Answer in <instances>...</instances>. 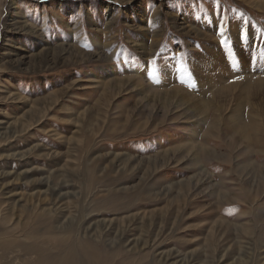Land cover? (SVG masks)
Wrapping results in <instances>:
<instances>
[{
	"label": "rangeland",
	"instance_id": "1",
	"mask_svg": "<svg viewBox=\"0 0 264 264\" xmlns=\"http://www.w3.org/2000/svg\"><path fill=\"white\" fill-rule=\"evenodd\" d=\"M263 87L264 0H0V264H264Z\"/></svg>",
	"mask_w": 264,
	"mask_h": 264
},
{
	"label": "bare ground",
	"instance_id": "2",
	"mask_svg": "<svg viewBox=\"0 0 264 264\" xmlns=\"http://www.w3.org/2000/svg\"><path fill=\"white\" fill-rule=\"evenodd\" d=\"M144 48V47H143ZM144 52H146V50L144 51ZM149 53V52H148ZM226 72V71H225ZM139 77V76H138ZM140 78V77H139ZM215 79V78H214ZM141 80V79H140ZM143 80V79H142ZM137 81L139 82V79H137ZM200 81V80H199ZM144 82V81H143ZM223 83V82H222ZM222 83H218V82H214V81H208L206 84L205 83H203V82H199L198 84H199V86L200 87H203L204 88V86H207V87H210V88H212V93L214 94V93H216L217 92V94H221L222 92L221 91H223L224 92V88L227 90V91H229V92H231L232 93V91H234V87L236 86V84H226L225 85V87H223L224 85H222ZM141 84V83H140ZM217 85H219V87H216ZM264 88V87H263ZM222 89V90H221ZM207 90V89H206ZM221 90V91H220ZM256 90V89H255ZM155 91V90H154ZM249 90H247V92H248ZM258 91V90H257ZM171 92V91H170ZM167 93V92H166ZM252 93V92H251ZM259 93H260V91H259ZM169 94V93H168ZM212 94V95H213ZM228 94V93H227ZM227 94H224V97L223 98H225V95H227ZM250 94V93H249ZM255 94V93H254ZM264 94V93H263ZM172 96V98L174 99V97H175V100H178V106L180 105V106H182V107H184V108H192V109H194V110H196L195 112H193V114H195V113H197V112H199L200 110H203V109H205V107H207L206 106V104H204V102H202V100L201 99H197V100H195L194 98H193V94L191 95L190 94V92H188L187 90H185V89H183V88H181V87H179V88H174L173 90H172V92H171V94H169V96ZM222 95H223V93H222ZM239 95V94H238ZM168 96V95H167ZM215 96V95H214ZM232 96H233V93H232ZM232 96H230L229 98H231ZM171 98V99H172ZM222 98V97H221ZM232 99V98H231ZM217 100H219V99H217ZM217 100H215V101H217ZM222 100V99H221ZM220 100V101H221ZM248 100V99H247ZM263 100V99H262ZM223 101V100H222ZM167 102V104H168V101H166ZM218 102V101H217ZM171 103V102H170ZM222 103V102H221ZM226 103V102H225ZM220 104V103H219ZM185 105V106H184ZM216 105V104H215ZM239 108V107H238ZM255 108V107H254ZM217 109V108H216ZM223 109V108H222ZM224 109H225V107H224ZM233 109V108H232ZM258 109V108H257ZM206 110V109H205ZM220 110V109H219ZM240 112V111H239ZM239 112H237V113H239ZM262 112V111H261ZM204 113V112H203ZM232 113V112H231ZM242 113V112H241ZM191 114V113H190ZM233 114V113H232ZM231 114V115H232ZM251 114V113H250ZM247 115V114H246ZM192 114L190 115V116H188V117H191L192 118ZM219 116V115H218ZM204 119V117H202V119H200V118H194L193 120H194V124H195V122L196 123H198L199 122V124L202 122V121H200V120H203ZM216 119V118H215ZM241 119H244V118H241ZM240 119V121L242 122V120ZM231 123L233 124V126H234V117H232L231 118ZM226 122H228V121H226ZM239 122V121H238ZM219 123V122H218ZM236 124H240V122L239 123H237V121H236ZM264 124V123H263ZM243 125H245V126H238L237 125V127L239 128V130H240V135L241 134H243V136L247 133V129H248V127H250V129H253V128H255V129H253V130H258L259 129V126H262V120L261 119H259V118H256V117H253L252 119H246L245 118V122H244V124ZM215 126V125H214ZM229 126V125H228ZM236 127V128H237ZM246 127H247V129H246ZM249 130V129H248ZM239 132V131H238ZM41 223V222H40ZM37 228V227H36ZM65 239V238H64ZM74 251H75V249H74ZM68 253H69V251H68ZM70 253H71V251H70ZM75 255H76V253H75ZM72 256V255H71ZM78 256V255H77ZM76 256V257H77ZM79 257V256H78ZM71 258H73V257H71ZM81 258V257H80ZM79 258V259H80ZM77 259V258H76ZM65 260V259H64ZM66 260H67V258H66ZM72 260V259H71ZM78 260V259H77ZM76 260V261H77ZM76 261H75V263H76ZM79 261H81V259L79 260ZM71 262H73V261H71ZM70 264V263H69ZM81 264V263H80Z\"/></svg>",
	"mask_w": 264,
	"mask_h": 264
},
{
	"label": "snow or ice",
	"instance_id": "3",
	"mask_svg": "<svg viewBox=\"0 0 264 264\" xmlns=\"http://www.w3.org/2000/svg\"><path fill=\"white\" fill-rule=\"evenodd\" d=\"M150 75H151V73H150Z\"/></svg>",
	"mask_w": 264,
	"mask_h": 264
}]
</instances>
